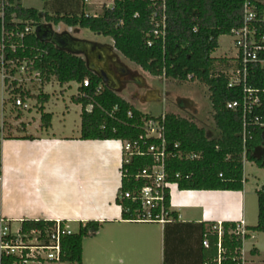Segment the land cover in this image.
Segmentation results:
<instances>
[{"label": "trees", "instance_id": "obj_1", "mask_svg": "<svg viewBox=\"0 0 264 264\" xmlns=\"http://www.w3.org/2000/svg\"><path fill=\"white\" fill-rule=\"evenodd\" d=\"M12 13L24 23L40 24L43 20L37 10L27 9L21 3L12 10ZM151 13V7L147 2L125 0L115 1L113 8L104 7L99 16L57 12L53 16L45 14L44 19L47 23L87 29L111 38L115 49L124 58L153 77L179 83L197 80L207 86L214 111V122L220 134L216 138H210L206 130L198 127L194 122L174 114H166V138L169 150L173 151L174 145L179 144L180 148L176 153H195L199 156L193 161L181 160L178 156L171 157L167 162L168 179L180 190L242 191L245 159L264 167L263 159L253 156V152L264 144V137L260 131H255L254 139L247 144L245 155L241 138L242 114L227 108L229 103L241 99L240 89L228 88L229 80L226 73L234 66L227 59L214 58L213 54L219 48L218 42L222 36H230L233 30L242 26L243 0H167L166 39L164 42L154 40L153 46L149 47L148 41L154 39L151 36L153 30ZM7 26L8 29L12 27L10 21ZM1 34L0 25V38ZM27 44L44 53V56L41 57L40 53H33V56L28 53L23 55L21 52L19 55L37 56L39 67L49 76H54L59 84L82 85L86 79L91 81V88L86 90L81 88L82 93L85 92L88 98L73 97L75 103L83 106L81 140L135 142L145 137L143 120L152 116L141 113L104 84L99 76L89 70L82 57L60 50L52 43L41 42L36 36L29 37ZM100 86L102 89L99 93L97 89ZM37 99L41 104L49 102L47 95ZM89 105L93 106L90 113L86 111ZM5 107L6 103H4ZM115 108L118 110L115 111ZM129 112L133 113L132 118L128 117ZM41 113L43 128L49 129L53 116L44 113L43 109ZM110 115L113 117L111 118ZM3 126L6 127V122ZM148 142L154 143L152 140ZM151 166L150 157H136L132 159L130 165L124 166V169H127L132 177L138 171ZM131 177L122 178V190L131 188L133 184ZM257 194L258 225L247 228V231L264 233V193L258 191ZM117 203L122 205L119 199ZM122 206L132 211L131 214L124 213L125 220L136 217L137 208L134 205L126 202ZM167 207H170V195L167 199ZM48 224L53 223L48 222ZM44 225V222L26 221L22 224V230L28 232L41 229ZM237 226L234 223H223L221 236L217 224L210 225V230L203 232V242L205 239L209 242L204 264H218L220 256L221 264H243V242L249 238V234L238 235ZM101 227L102 224L98 222L80 224L77 232L63 240L62 262L82 264L83 240L94 237ZM219 244H221V254ZM252 254L255 255V251H252Z\"/></svg>", "mask_w": 264, "mask_h": 264}, {"label": "crops", "instance_id": "obj_2", "mask_svg": "<svg viewBox=\"0 0 264 264\" xmlns=\"http://www.w3.org/2000/svg\"><path fill=\"white\" fill-rule=\"evenodd\" d=\"M104 7L109 8L106 1L96 5L91 0L88 4L84 0H61L54 3V13L49 15L61 12L99 16ZM41 15L45 16L44 13ZM71 36L105 47L107 56L121 55L112 39L111 45ZM87 46L88 49L77 54L83 57L91 71L96 68L90 66L94 62L112 68L111 58L101 50L93 52ZM108 87L143 113L132 101L120 95L119 88ZM147 100L162 102L164 97L160 90L153 89ZM44 113L47 112L44 110ZM166 114L169 113L163 115ZM33 124L29 120L16 132L18 136L1 139L0 220H12L13 231L21 228V221H69L70 228L76 226V231L71 228L74 232L80 224H102L94 237L83 240L82 264H204L207 249L202 243L203 232L210 230V225L244 223L246 229L258 225L257 193L260 190H247L245 179L242 191H189L175 185L170 191L169 222L125 220L123 208L117 203L123 185L120 142L81 140V123L77 130L61 133L55 131L53 118L49 129L40 127L36 133L32 132ZM248 234L242 249L245 264L248 240L257 246L250 251L252 256L264 252L260 238L264 233Z\"/></svg>", "mask_w": 264, "mask_h": 264}, {"label": "built area", "instance_id": "obj_3", "mask_svg": "<svg viewBox=\"0 0 264 264\" xmlns=\"http://www.w3.org/2000/svg\"><path fill=\"white\" fill-rule=\"evenodd\" d=\"M22 0H0V25L2 34L0 38V74L3 79V87L8 100L12 101L15 108L25 107L24 98H39L45 96L44 88L50 84L51 78L38 65V57L20 56L27 53H44L27 44V39L36 36L37 27L42 24L33 22L24 23L12 13V10ZM114 7L115 1L112 0ZM147 2L152 10L151 25L153 27L151 36L154 39L148 41L152 47L154 40H162L167 36L168 16L167 0H141ZM86 4L90 0H84ZM10 21L12 27L8 29ZM233 39L235 57L232 59L233 69L226 73L229 89H240L241 99L227 105L229 110L239 111L242 114L244 152L246 155L247 144L255 137V131H260L264 137V0H243V23L242 26L233 30L230 34ZM189 79L191 77L189 76ZM92 83L86 79L81 88H91ZM102 86L97 90L100 93ZM82 98H88L86 93L81 94ZM93 106L89 105L87 112H92ZM118 108H115V111ZM112 118L113 115H110ZM128 117L132 118L133 113L129 112ZM165 115L152 117L143 120V131L145 137L140 141H119L123 153V165L121 171L123 177H131L124 166L130 165L133 158L150 157L152 166L138 171L132 179L130 189L119 192L118 199L122 205L129 202L134 205L136 217L131 221L140 223H167L170 217V207H167V199L174 183L169 181L167 162L173 156L181 160L193 161L199 156L195 153H176L180 145L175 144L174 150L170 151L166 138ZM4 126L0 129L2 136ZM154 141L149 144L148 141ZM179 177V176H177ZM222 177V175H221ZM264 193V187L260 189ZM125 214H131L130 208H125ZM26 221H21L23 224ZM43 228L24 231L21 228L13 231L12 220L1 219L0 230V264H62L64 251L63 240L75 232L70 228L69 221H45ZM48 222H52L49 225ZM216 229V228H215ZM221 236V225H218ZM237 234L245 236L248 234L244 223L237 226ZM204 247L209 248L208 239L203 242ZM221 244L219 253L221 254ZM221 256L218 264H221ZM244 264V263H243Z\"/></svg>", "mask_w": 264, "mask_h": 264}, {"label": "rangeland", "instance_id": "obj_4", "mask_svg": "<svg viewBox=\"0 0 264 264\" xmlns=\"http://www.w3.org/2000/svg\"><path fill=\"white\" fill-rule=\"evenodd\" d=\"M56 1L61 0H24L23 5L25 8L38 10L40 14H51L54 11L52 7ZM102 1H106L109 8L113 6L112 0H91V3L98 5ZM57 6L59 7L60 4H57ZM91 14L94 15L95 13ZM99 14H102L101 10ZM42 17L43 20L41 23L49 24L45 21L43 15ZM52 26L54 32L57 34L69 32L71 35H77L81 40L112 45L111 38L95 34L87 29H72L64 24H52ZM218 43L219 48L213 54V57L227 59L232 63V59L236 53L233 46V39L230 36H222ZM111 62L112 70L115 74V79L112 80L113 86L119 88L120 95L132 101L143 113H149L156 117L163 115L164 112L176 114L179 117H184L194 122L198 127L205 129L210 138L219 136L220 132L214 122V111L207 86L197 80L179 83L173 80L153 77L122 55L111 57ZM50 80V84L44 88V94L50 97L45 107L44 104L40 103L39 99L24 98V103L28 108H15L12 101H6L4 112L2 110V103L4 99L8 100V98L0 74V129L2 128L3 119L6 122L5 131L2 136L0 135V140L18 136L16 132L22 130L29 120L35 123L32 125V132L36 133L40 131V127H44L41 120L42 109L47 113L53 114V124L56 132L61 133L63 130L70 132V130L75 131L78 129L81 123L80 114L82 113L83 106L75 103L73 97L78 98L81 96V85L78 83L61 85L55 77ZM153 89L161 91L164 101L149 102L147 100L148 93ZM152 97L154 98L153 95ZM253 156L264 161V144L253 152ZM244 179L247 183V190L250 192L260 190L264 187V167H260L257 163L245 159ZM71 228L76 231V226H71ZM260 238L262 243H264V235H260ZM254 247L257 248V246L253 245V241L248 240L246 242V264H264V252L257 256L250 254V251ZM243 263L245 264L244 260Z\"/></svg>", "mask_w": 264, "mask_h": 264}, {"label": "water", "instance_id": "obj_5", "mask_svg": "<svg viewBox=\"0 0 264 264\" xmlns=\"http://www.w3.org/2000/svg\"><path fill=\"white\" fill-rule=\"evenodd\" d=\"M37 38L44 43H52L55 45L58 49L73 53L75 55H78L75 50H86L88 49L89 45L93 52H96V50H101L105 56H107V49L103 46H100L98 44H88L83 41H79L77 39L72 38V36L65 32L63 34H57L54 32L53 26L51 23L49 24H40L37 27L36 30ZM84 43V44H82ZM79 56V55H78ZM109 59L112 56H107ZM98 59L102 61V57L98 56ZM110 61V60H109Z\"/></svg>", "mask_w": 264, "mask_h": 264}, {"label": "flooded vegetation", "instance_id": "obj_6", "mask_svg": "<svg viewBox=\"0 0 264 264\" xmlns=\"http://www.w3.org/2000/svg\"><path fill=\"white\" fill-rule=\"evenodd\" d=\"M76 52H83L80 49L75 50ZM89 56V55H88ZM88 62L90 61L89 58H87ZM90 66L96 67L93 68L91 72H93L94 74H96L97 76H99V78H101V80L103 81L104 84L114 87L112 84V80L115 79V74L114 71L111 69H108V67L106 66H99L97 64V62L91 63ZM112 66V65H111Z\"/></svg>", "mask_w": 264, "mask_h": 264}]
</instances>
